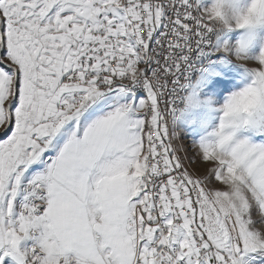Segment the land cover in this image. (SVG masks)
Listing matches in <instances>:
<instances>
[{
	"label": "snow or ice",
	"instance_id": "snow-or-ice-1",
	"mask_svg": "<svg viewBox=\"0 0 264 264\" xmlns=\"http://www.w3.org/2000/svg\"><path fill=\"white\" fill-rule=\"evenodd\" d=\"M0 264H264V0H0Z\"/></svg>",
	"mask_w": 264,
	"mask_h": 264
},
{
	"label": "built area",
	"instance_id": "built-area-1",
	"mask_svg": "<svg viewBox=\"0 0 264 264\" xmlns=\"http://www.w3.org/2000/svg\"><path fill=\"white\" fill-rule=\"evenodd\" d=\"M185 143H187V141H185Z\"/></svg>",
	"mask_w": 264,
	"mask_h": 264
}]
</instances>
